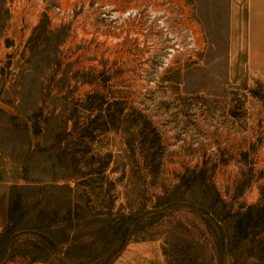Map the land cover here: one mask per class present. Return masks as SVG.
I'll use <instances>...</instances> for the list:
<instances>
[{
    "label": "rangeland",
    "instance_id": "374dc122",
    "mask_svg": "<svg viewBox=\"0 0 264 264\" xmlns=\"http://www.w3.org/2000/svg\"><path fill=\"white\" fill-rule=\"evenodd\" d=\"M151 1L174 9L171 0H0V232L19 192L27 214L15 218L17 235L38 227L40 210L75 244L110 223L83 258L62 260L97 264L121 243V214L165 207L170 194L176 204L143 220L107 264H264L262 227L233 236L264 190V77L249 63L246 2L195 0L205 48L164 67L183 34L156 26ZM188 170L193 187L176 188ZM31 239L16 236L19 250L0 264H38Z\"/></svg>",
    "mask_w": 264,
    "mask_h": 264
},
{
    "label": "trees",
    "instance_id": "16d2710c",
    "mask_svg": "<svg viewBox=\"0 0 264 264\" xmlns=\"http://www.w3.org/2000/svg\"><path fill=\"white\" fill-rule=\"evenodd\" d=\"M98 115L92 118L90 122L96 121ZM104 169V166L102 167ZM153 168V167H148ZM188 174H183L180 178L179 183L176 185V188L184 187L186 190H189L194 185V171L188 170ZM262 204L249 205L247 209L237 215L233 223V236L238 239H243L249 236V234H257L259 230H264V190L262 191ZM170 195V194H168ZM168 195L164 196L165 201L168 203L165 207L157 208L160 204H156L155 207L151 210H141L138 212H130L126 215L121 214L119 230H116L113 234H117L121 238V243L117 245L106 257L99 259L97 264H107L126 244V240L134 234L136 229H143L145 225H142L143 220H146L148 216L161 213L170 205L176 204L174 201H171V198ZM191 204V203H190ZM191 206H194L191 204ZM22 198L19 192L11 193L9 199L8 213H7V224L0 232V260H2L7 252H16L19 250L17 244H15V237L20 234H29L30 236L35 237L36 239H31L28 247H32V262L38 263H48L53 264L49 260L52 256L54 260L57 261V264H67L62 261L64 257H72L76 259L83 258V252L88 249V246L95 244L98 240H105L107 237L108 231L110 230V223L102 225L99 229V237L94 238L89 244L79 243L75 244L70 238L69 234L66 232V227L57 226V223H46L44 224L43 214L44 210H40L37 215L38 227L26 229L25 231H20L17 235L18 229H15L16 219H23L26 216V212L22 211ZM19 212V213H18ZM71 208L66 209V214L62 217L63 219H69ZM207 213V211H205ZM18 214V215H15ZM56 214L55 212L53 213ZM16 218V219H15ZM257 227H262V229L256 230ZM249 230V231H248ZM24 232V233H23ZM67 233V234H66ZM28 247H24L25 252H29ZM75 254V255H74ZM87 260V257H86Z\"/></svg>",
    "mask_w": 264,
    "mask_h": 264
},
{
    "label": "built area",
    "instance_id": "2783aa9c",
    "mask_svg": "<svg viewBox=\"0 0 264 264\" xmlns=\"http://www.w3.org/2000/svg\"><path fill=\"white\" fill-rule=\"evenodd\" d=\"M166 3L165 0H159ZM158 3V2H157ZM173 8L171 11L156 9L155 2L151 1L147 4L148 11L152 18H155L157 27L172 35L171 29L179 30L181 35L178 39L175 38L173 43L168 47L166 56L161 63V66H167L170 59L175 54L182 55L188 60L196 59L205 48V40L200 34L196 20V3L195 0L177 1L171 0ZM113 8V4L110 5ZM138 12L137 8L129 7L126 9V15L132 17ZM179 32H177L178 34ZM176 34V35H177Z\"/></svg>",
    "mask_w": 264,
    "mask_h": 264
},
{
    "label": "crops",
    "instance_id": "0c3cea01",
    "mask_svg": "<svg viewBox=\"0 0 264 264\" xmlns=\"http://www.w3.org/2000/svg\"><path fill=\"white\" fill-rule=\"evenodd\" d=\"M249 22V63L264 77V0H245Z\"/></svg>",
    "mask_w": 264,
    "mask_h": 264
}]
</instances>
